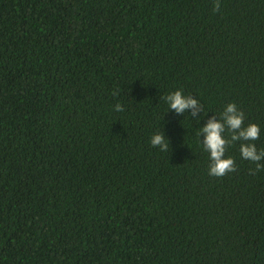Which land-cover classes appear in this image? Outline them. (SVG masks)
<instances>
[{"label": "trees", "instance_id": "1", "mask_svg": "<svg viewBox=\"0 0 264 264\" xmlns=\"http://www.w3.org/2000/svg\"><path fill=\"white\" fill-rule=\"evenodd\" d=\"M213 5L0 0V264H264V168L199 135L234 103L264 151V0Z\"/></svg>", "mask_w": 264, "mask_h": 264}, {"label": "clouds", "instance_id": "2", "mask_svg": "<svg viewBox=\"0 0 264 264\" xmlns=\"http://www.w3.org/2000/svg\"><path fill=\"white\" fill-rule=\"evenodd\" d=\"M220 7V0H214L213 11L218 12ZM163 99L168 104L169 109L174 110L178 115L190 112L191 117L199 119V114L203 113V106L200 102L192 96L183 95L180 90L168 94ZM123 110L120 104L116 105V111ZM243 121L244 113L238 110L234 103H229L219 119L214 115L207 120L205 126L200 128L199 135L203 136V148L210 154V176L223 177L229 172L236 171L234 159L225 158L227 147L236 141L244 142L240 144V153L243 159L256 163L257 170L264 168V164L259 163L264 159V151L258 152L255 144L248 143L259 139L260 128L256 124L245 127ZM225 131L230 133V139L224 137ZM150 143L153 147L158 146L162 152L169 150L170 143L165 138L164 132L154 134Z\"/></svg>", "mask_w": 264, "mask_h": 264}]
</instances>
